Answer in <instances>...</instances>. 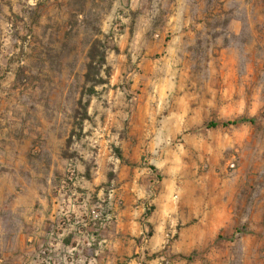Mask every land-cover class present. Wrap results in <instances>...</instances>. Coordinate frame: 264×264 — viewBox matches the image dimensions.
I'll use <instances>...</instances> for the list:
<instances>
[{"label": "rangeland", "instance_id": "1", "mask_svg": "<svg viewBox=\"0 0 264 264\" xmlns=\"http://www.w3.org/2000/svg\"><path fill=\"white\" fill-rule=\"evenodd\" d=\"M98 39L109 47L106 83L89 95ZM243 117L255 123L202 128ZM116 149L139 156L148 190L174 184L177 202L187 184L192 202L219 190L231 202L232 239L174 253L175 264H264V0H0V178L54 192L72 164L78 180H99L87 190L94 201H115L136 175ZM43 248L18 264H68Z\"/></svg>", "mask_w": 264, "mask_h": 264}, {"label": "crops", "instance_id": "2", "mask_svg": "<svg viewBox=\"0 0 264 264\" xmlns=\"http://www.w3.org/2000/svg\"><path fill=\"white\" fill-rule=\"evenodd\" d=\"M100 135L102 139L98 141L101 149L97 156L101 160L109 133L104 131ZM141 146L142 140L138 144V147ZM148 150L153 152V146L149 145ZM123 156L128 160L123 170L133 168L136 175L124 180L125 191L119 199L110 200L114 218L96 235L97 241H90L92 228H88L85 234L81 233V217L78 213L72 216L70 227L64 232L66 248L77 246V252L73 255L77 264L80 260L83 264L92 261L96 264H175L171 260L174 253L204 250L220 234L226 236V240L232 239L236 218L232 213L231 202L221 199L224 190H219L215 199L192 202L187 198L188 185L183 184L184 195L175 202L174 184H160L158 193L154 189L148 190L149 181L141 180L138 175L141 169L139 156L131 154L129 150ZM145 160L148 159L144 158L142 162L143 173H146V178L153 177V160ZM120 163L117 159L116 164ZM147 164L149 167H145ZM103 167L105 165L102 162L100 168ZM97 181L77 180V184L79 188L91 191L99 183ZM18 183L8 177L0 178V251L7 252L0 254V262L8 261L9 264H18L24 258L28 260L37 247L52 244L51 228L48 226L55 225L60 216L59 211L67 205L61 181L59 189L54 192L44 182L39 183L37 189L32 188L29 180L22 181L20 187L16 186ZM214 183V188H221L228 187L230 181L216 180ZM151 206L154 210L146 213ZM178 225L185 227L178 230ZM228 244V241L225 242L226 246ZM212 251L217 252L216 255L222 254L218 248H212ZM177 264L188 263L182 260Z\"/></svg>", "mask_w": 264, "mask_h": 264}, {"label": "built area", "instance_id": "3", "mask_svg": "<svg viewBox=\"0 0 264 264\" xmlns=\"http://www.w3.org/2000/svg\"><path fill=\"white\" fill-rule=\"evenodd\" d=\"M77 171L74 165L70 164L67 170V176L61 183L62 194L67 202L64 210L59 211V218L56 221L54 228L50 231V237L56 242L47 245L41 250V256L52 258L64 254L68 264H77L73 255L77 252V246L67 247L64 243V232L71 222L74 214L78 213L81 217L82 234L88 232V228H92L90 241H96L97 234L104 228L113 218L112 205L110 198L99 197L94 201L92 194L89 191L80 190L77 184ZM54 264L57 262L53 261ZM65 262V263H66ZM90 264H96L91 262Z\"/></svg>", "mask_w": 264, "mask_h": 264}, {"label": "trees", "instance_id": "4", "mask_svg": "<svg viewBox=\"0 0 264 264\" xmlns=\"http://www.w3.org/2000/svg\"><path fill=\"white\" fill-rule=\"evenodd\" d=\"M109 51V47L105 42L102 40H96L94 44L92 45L89 53V64H88V71L86 73V79L87 82L89 83L90 81H93V84H91L88 87V93L89 95L97 93L96 91V86L98 84H104L106 83V80L101 76V69L106 65V58L107 54ZM88 104V102H87ZM245 122H250V123H255L254 118H247L243 117L241 119H234V120H228V121H210L202 128L204 129H210V128H217V127H229V126H236L240 123H245ZM119 158L124 159L121 151L119 149H116ZM151 235V232L150 234Z\"/></svg>", "mask_w": 264, "mask_h": 264}]
</instances>
